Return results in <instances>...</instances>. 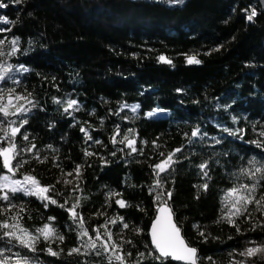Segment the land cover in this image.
Returning <instances> with one entry per match:
<instances>
[{"label": "trees", "instance_id": "1", "mask_svg": "<svg viewBox=\"0 0 264 264\" xmlns=\"http://www.w3.org/2000/svg\"><path fill=\"white\" fill-rule=\"evenodd\" d=\"M0 4L5 5L0 7V64L13 66L12 75L20 81L17 85L6 80L0 87L15 88L16 94L32 101L19 102L31 109L26 116L8 118L16 121L14 126L27 119L16 143L21 149L35 145L31 153L23 151L17 158L28 163L15 178L35 176L42 185L54 187L49 196L57 201L51 204L17 193L12 202L18 207L0 215V221L18 213L20 223L33 234L50 224L64 236L62 243L41 237L34 252L0 239L6 256L14 261L19 252L29 264H108L103 252L68 254L83 242L78 222L68 211L79 203L76 212L89 234L94 237L92 230L97 228L103 233L101 225H106L123 252L132 253L128 264H181L156 259L148 238L160 191H152L155 165L175 152L172 169L159 175L164 192H172L168 204L175 223L198 250L199 264H264V254L239 255L248 247L264 246V210L248 205V212L235 218L239 231L221 219L228 211L223 202L226 191L254 183L240 175L241 170L249 169L253 159L264 164V12L256 1ZM253 11L256 15L249 20ZM13 48L15 53L9 55ZM161 56L170 63L161 62ZM192 57L200 63H189ZM20 66L28 71L16 72ZM71 100L77 105L65 111ZM155 109L166 111L163 116H146ZM0 122L8 127L2 116ZM125 136L135 141V152L127 141L120 143ZM37 154L46 157L44 163L34 158ZM205 163L207 177L199 167ZM2 173L7 171L0 162ZM254 195L257 200L264 195V180ZM117 200L127 206L121 208ZM49 247L59 255H50ZM139 253H144L142 261Z\"/></svg>", "mask_w": 264, "mask_h": 264}, {"label": "snow or ice", "instance_id": "2", "mask_svg": "<svg viewBox=\"0 0 264 264\" xmlns=\"http://www.w3.org/2000/svg\"><path fill=\"white\" fill-rule=\"evenodd\" d=\"M0 7H5L4 4H0ZM256 15V12L253 11L248 19L251 20ZM7 23V20H4ZM4 41L0 40V44H3ZM13 45L18 43V40L13 39L11 41ZM16 51L15 48L12 49V53L14 54ZM4 55L2 51H0V56ZM161 62L170 63V61L166 60L165 57H159ZM189 63H200L199 60L195 59V57L189 58ZM23 69V71H28V69L16 68L15 71L19 72ZM13 73V66L11 65H3L0 64V84L4 83L6 80H11L14 84H19L20 81L15 79ZM20 101H27V103H32V101L27 100V97L16 94L15 88H2L0 87V116L4 118V120L8 121V127H4L3 123L0 122V143L6 142L4 146H0V162H2L3 168L6 169L7 173L11 175L4 174L0 175V201L4 202V207H0V215H5L6 213L11 212L12 209L17 208L18 205L12 202V198L16 196L17 193H23L25 196H35L37 199L41 201H47L51 204H56L57 201L52 199L49 196V193L54 191L53 186H44L40 183V181L32 175H25L23 180L14 179L17 171L23 164L28 163L26 160H18L21 152L26 151L31 153L32 149L35 148V145H31V147L27 149H21L19 145L16 143V136L20 134V130L24 124H27V119L21 121L19 126L16 125L15 120H9L10 116L23 115L26 116L30 108H27L24 104L19 103ZM59 103V101H57ZM77 105L75 100L68 101L67 107L65 111L74 108ZM34 106V105H33ZM151 115V113H149ZM199 130L197 129L192 133L193 136L198 135ZM264 135V132L261 133ZM23 140L27 141L28 136L24 134L22 136ZM127 141V147L131 148L133 152L136 151L134 147L135 141L129 140L127 136L124 137L120 143H124ZM115 139L113 143H115ZM259 146V145H258ZM51 147V146H49ZM180 149H177L176 152H179ZM86 155H91V153H85ZM175 156V152L170 154L165 160L155 165V171L157 173V179L152 191H156L160 189L156 193L155 200L158 203L157 207V216L152 223L150 230V237L152 246L159 256L156 259L163 260H174L180 261L182 264H199L200 257L198 256V250L194 247H191L184 237L181 235V229L177 225V223L173 220V210L171 206L168 204V200L172 197V192H164L163 190V182L160 178V173L168 172L169 169H172V165L176 163L173 159ZM38 162L44 163L46 157L41 159L37 154L34 157ZM15 162V163H14ZM251 167L249 169H242L240 175L247 177L254 181L251 185L248 184H237L232 188L228 189L223 197L224 207L227 208V214L222 216L221 219L225 220L227 223L237 228L239 231V227L236 224V219L239 216L243 215L245 212H248V205L255 204L257 210H264V195H262L259 200L256 199L254 193L257 191L260 181L264 180V164H261L259 161L255 159L250 162ZM201 171L207 177L208 173L204 171L207 168V164H201ZM260 174L257 177V174ZM71 175V173H68ZM76 175L79 177V166L76 169ZM239 179V177H237ZM65 183H71V181H65ZM202 188L206 191L208 188L207 183L202 185ZM111 195H118L113 193ZM166 197V198H165ZM116 203L121 207H126L127 204L123 200H117ZM47 206V204L45 205ZM63 207V205H60ZM80 205L79 203L74 204L71 209L68 211L71 214L73 222H78V227L80 231L78 232V236L81 241H83L80 247H76L70 250L69 255L72 254H83L89 255L91 253H95L97 256L101 255L102 252L107 255L108 264H128L127 258L131 257L132 253L127 252L124 253L122 249V245L116 243L113 240V234L107 230L106 225H101L104 228V232L101 233L100 229H93L96 234L95 236H91L89 234L88 229L85 228V221L79 213L76 212V208ZM19 211L23 212L24 209L22 206L19 207ZM54 219V218H50ZM120 223L123 225V228H128L129 225L123 222V218L119 217ZM117 219L111 220L112 224L117 223ZM21 217L17 214H13L10 216H6L3 221H0V239L7 238L8 242L11 244L13 241L16 242L21 248H26L30 252H34L36 250L35 246L39 239L42 237L45 241L54 242L56 240L61 243L64 240V236L59 234L57 230L52 227L50 224H45L42 228H38L35 230L36 234L30 232L27 228H25L20 223ZM194 227H199L198 225H194ZM134 231L139 234V229H134ZM200 235L203 236L204 233L200 232ZM87 240H84V238ZM106 237V239H104ZM126 243H132V241H126ZM81 249L84 251L81 252ZM10 251V249H9ZM48 253L50 255L56 256L59 253L53 251L51 247L48 248ZM264 254V246L257 247H248L244 251L240 252L239 255L245 258H253L257 255ZM16 259L13 261L11 257L5 255L4 250H0V264H29L28 258L21 256L19 252L14 254ZM151 256V252L149 253ZM140 261L144 258V253H139ZM208 260H212V257H207ZM213 264L215 262L213 261ZM234 264H245V261H236Z\"/></svg>", "mask_w": 264, "mask_h": 264}, {"label": "water", "instance_id": "3", "mask_svg": "<svg viewBox=\"0 0 264 264\" xmlns=\"http://www.w3.org/2000/svg\"><path fill=\"white\" fill-rule=\"evenodd\" d=\"M253 1H256L258 4H259V6H260V9L264 12V0H253ZM158 207V206H157ZM157 208L155 209V214H154V217H153V219H152V221H151V223H150V225H149V228H148V238H149V242H150V245L152 246V242H151V237H150V230H151V226H152V223H153V221L155 220V218H156V216H157ZM173 220H174V216H173ZM174 222H175V220H174ZM182 235V234H181ZM152 248H153V246H152ZM154 249V248H153ZM155 250V249H154ZM156 252V251H155ZM157 253V252H156ZM157 255L159 256V253H157ZM171 260V259H170ZM172 261H174V260H172ZM175 262H178V263H181L182 264V262H180V261H175Z\"/></svg>", "mask_w": 264, "mask_h": 264}, {"label": "rangeland", "instance_id": "4", "mask_svg": "<svg viewBox=\"0 0 264 264\" xmlns=\"http://www.w3.org/2000/svg\"><path fill=\"white\" fill-rule=\"evenodd\" d=\"M165 111H166V110L155 109V110H153V111H149V112H147L146 116H147V117L163 116V115L165 114ZM149 113H151V115H149ZM4 174L11 175V174H9V173H2L1 175H4ZM23 177H24V176H23ZM23 177H21V178H15V177H13V178H14V179H18V180H23ZM22 194H23V193H22ZM33 197H35V196H33ZM35 198H37V197H35ZM38 200H40V199H38ZM40 201H41V200H40ZM43 202H46V203H47V201H43Z\"/></svg>", "mask_w": 264, "mask_h": 264}]
</instances>
